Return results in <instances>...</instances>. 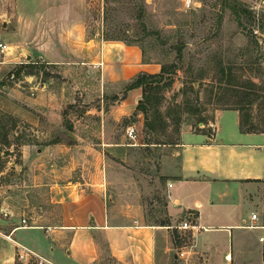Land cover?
Returning <instances> with one entry per match:
<instances>
[{
    "label": "rangeland",
    "instance_id": "1",
    "mask_svg": "<svg viewBox=\"0 0 264 264\" xmlns=\"http://www.w3.org/2000/svg\"><path fill=\"white\" fill-rule=\"evenodd\" d=\"M87 1L91 32L136 44L146 60L165 67L144 97L151 99L145 115L155 120L154 130L146 129L140 112L136 146L125 145L126 125H137L133 116L110 119L103 131L96 118L101 106L96 87L37 55L26 60L10 37L14 0H0V41L9 45L0 51V118L10 142L7 147L0 141L1 241L15 223L58 222L59 201L70 200L73 183L84 177L80 163L97 162L105 184L108 161L111 177L102 191L107 202L113 199L124 210L142 207L145 222L163 226L172 264H210L205 259L221 254L218 241L212 251L200 250L198 231L176 227L183 217L169 214L168 181L161 173L181 131L210 136L222 110H239L244 128L264 131V0H194L190 10L182 0ZM129 83L117 85L120 92ZM45 87L53 98L39 97V107L46 106L37 110L33 98ZM109 103L102 108L108 110ZM49 146L52 151L45 150ZM93 148L99 155L89 152ZM79 152L86 155L80 158ZM259 221L264 225V218ZM257 240L264 264V237ZM178 251L186 254L178 258ZM26 264L39 259L32 256Z\"/></svg>",
    "mask_w": 264,
    "mask_h": 264
},
{
    "label": "crops",
    "instance_id": "2",
    "mask_svg": "<svg viewBox=\"0 0 264 264\" xmlns=\"http://www.w3.org/2000/svg\"><path fill=\"white\" fill-rule=\"evenodd\" d=\"M87 2L14 0L12 43L25 55H37L75 80L95 86L101 102L96 118L103 131L110 119L118 122L131 116L137 125L132 121L126 127L134 124L137 129L143 122L136 110L142 88L124 87L120 92L117 85L131 82L139 73L158 74L162 64L143 61L137 45L105 39L97 30L91 32ZM42 96L52 99L53 93L47 87L38 91L33 98L37 110L46 106L39 107ZM106 101L110 102L108 110L102 108ZM212 126L210 136L183 129L179 141L169 149L161 173L168 181L169 214L196 226L200 250L212 251L213 241H218L221 254L205 259L208 263L260 264L257 239L264 237V225L259 224L264 218V131H241L239 113L234 109L220 111ZM50 148L45 150L52 151ZM89 152L100 153L96 148ZM78 154L80 158L86 155ZM80 166L84 177L73 183L76 189L70 200L59 201L58 222L15 223L7 232L11 240L0 238V264H15L19 254L25 264L32 256L42 264H172L163 226L145 222L142 207L124 210L117 201L105 199L102 191L109 187L111 177L108 161L105 184L97 162ZM2 220L0 216V224ZM228 253L230 259L225 258Z\"/></svg>",
    "mask_w": 264,
    "mask_h": 264
},
{
    "label": "trees",
    "instance_id": "3",
    "mask_svg": "<svg viewBox=\"0 0 264 264\" xmlns=\"http://www.w3.org/2000/svg\"><path fill=\"white\" fill-rule=\"evenodd\" d=\"M128 44H130V43H128ZM142 54H143V51H142ZM143 61H146V59L144 58V54H143ZM164 73H165V67L163 65H161L160 73H158V74L139 73L126 86L125 90L130 89V88H134V87H141L142 88L143 100H141L136 106V110L138 112H141L144 115L146 114V111H147V106L146 105L149 103L148 101H150L151 99H149V98L146 99L145 98V101H144V97L148 96V95L146 96V93H147L148 89H150V87H149L150 84L152 82L159 81L162 78ZM246 87L251 88L252 85L247 82V86ZM248 94L251 95L250 93H248ZM234 110H236V109H234ZM237 111L239 113V110H237ZM154 122H155V120H153V121L150 120L149 121L148 117H146V115H145V126H146V129L154 130ZM13 125H15V124H13ZM239 128H240L241 131H244V132L253 131V130H250L249 128H244V122L241 120L240 114H239ZM0 141L3 144L7 145V147L10 146V142L8 141V128H7V126L5 124H3L1 118H0ZM263 199H264V189H263ZM263 213H264V210H263ZM263 255H264V251H263Z\"/></svg>",
    "mask_w": 264,
    "mask_h": 264
},
{
    "label": "built area",
    "instance_id": "4",
    "mask_svg": "<svg viewBox=\"0 0 264 264\" xmlns=\"http://www.w3.org/2000/svg\"><path fill=\"white\" fill-rule=\"evenodd\" d=\"M182 5L184 9L190 10L194 7L195 3H194V0H182ZM8 48H9V45L7 43L0 41V51L1 52H5ZM125 136L129 140L128 142L129 145H134L137 143L138 134H137V129L134 124H130L125 128ZM251 217L255 219L257 216L256 214L253 213ZM21 222L25 223V219H22ZM176 227L179 229H190L193 231L196 226L190 223L189 221L184 220V221H181L180 224ZM7 238L10 239L9 236H7ZM23 250L25 251V249ZM185 254H186V251H178L176 252V257L182 258ZM230 257L231 255L229 253L225 256L226 259H230ZM19 258L20 259L23 258V255L19 254ZM39 264H42V260H39Z\"/></svg>",
    "mask_w": 264,
    "mask_h": 264
},
{
    "label": "water",
    "instance_id": "5",
    "mask_svg": "<svg viewBox=\"0 0 264 264\" xmlns=\"http://www.w3.org/2000/svg\"><path fill=\"white\" fill-rule=\"evenodd\" d=\"M26 60H29L31 58L30 55H25Z\"/></svg>",
    "mask_w": 264,
    "mask_h": 264
}]
</instances>
